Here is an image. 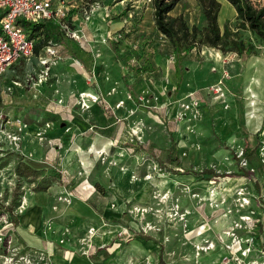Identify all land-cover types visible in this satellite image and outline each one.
<instances>
[{
	"label": "rangeland",
	"instance_id": "obj_1",
	"mask_svg": "<svg viewBox=\"0 0 264 264\" xmlns=\"http://www.w3.org/2000/svg\"><path fill=\"white\" fill-rule=\"evenodd\" d=\"M155 1L95 0L89 6L85 0H67L70 30L90 39L88 49L79 50L68 31L58 26L57 33L48 40L59 51L56 57L45 64L49 58L41 51L12 71L13 79L27 92L28 109L44 112L46 118L42 121H38L41 113L34 115L39 126H46L34 135L43 142L45 156L54 157L55 165L30 159L24 152L23 138L17 149L0 131V264H73L75 256L88 259L102 245L97 242L103 234L101 228L116 227L119 230L112 246L117 253H102L106 264H264V125L260 126L264 120V93L254 92L258 65L264 60V43L239 27L237 16L224 8L222 30L227 17L232 32L246 45H253V54L194 49L184 58V79L178 87L174 48L156 28ZM251 1L255 7L264 8V0ZM168 2L173 4L171 16H183L191 28L206 27L197 0ZM108 38L120 42V59L110 52ZM44 39L42 35L38 40ZM76 60L82 67L76 65ZM224 72L228 80L223 79ZM124 75H128L135 97L128 92ZM220 81L222 92L217 94L214 90ZM15 89L12 86L10 91L15 93ZM89 92L99 94L100 101L84 111L81 95L85 97ZM95 107L103 112L104 125L115 130L117 141L109 150L91 149L98 158L91 173L88 169L86 173L82 164L71 172L64 161L78 138H53L49 132L65 131L77 116L94 124L87 112ZM29 112L25 119L28 125ZM232 115L235 131L231 128ZM48 117L54 123L48 125ZM226 117L229 123L224 125L220 118ZM256 117L259 127L254 129L250 122ZM15 125L18 128L17 121ZM8 126V131H17ZM247 138L253 151L249 160L243 156ZM172 139L178 142L179 166L167 162ZM139 147L149 152H138ZM89 149V144L85 145L84 150ZM25 163L32 167L30 177L23 172L26 170L21 165ZM241 168L250 176L186 174L213 171L217 175H238ZM117 170L129 174L132 182H145L147 198L139 202L134 197H120L121 204L110 202L107 209L118 211L119 224L104 219L101 227L88 228L77 239L75 249L70 250L69 259L62 256L55 261L47 251L28 246L19 236V226H10V221H21L32 207L34 195L50 193L51 210L63 214L79 200L76 189L81 183L82 189L90 192L103 181L106 187L102 189L108 191ZM85 183L91 188H85ZM39 186L48 188L39 190ZM96 193L97 199L103 200V192ZM68 232L71 234V227ZM144 236L153 240L139 248L155 257L139 262L144 255H139L136 248ZM248 249L251 251L245 255Z\"/></svg>",
	"mask_w": 264,
	"mask_h": 264
},
{
	"label": "crops",
	"instance_id": "obj_2",
	"mask_svg": "<svg viewBox=\"0 0 264 264\" xmlns=\"http://www.w3.org/2000/svg\"><path fill=\"white\" fill-rule=\"evenodd\" d=\"M70 1V0H69ZM72 1V0H71ZM222 4V10L219 15V25L222 29V11L224 8H227V11L229 13H232L237 16L235 8L227 1V0H219ZM103 19L105 28L108 29V25L105 23L106 21V12L103 13ZM117 22V21H116ZM119 22V21H118ZM227 22V17L224 18V25ZM91 30L95 33V31L91 28ZM118 32V31H117ZM100 46V44H99ZM101 49H103V46H100ZM110 52L114 55V57L117 59V57L120 59L122 51L120 50L119 56L116 55V53L112 50L110 47ZM81 51L82 49L79 48ZM121 49V45H120ZM216 51V50H214ZM43 52L45 53V49H43ZM102 52V50H101ZM105 52V48L104 51ZM216 56L219 55V53H216ZM37 54H35L36 56ZM243 56V55H242ZM259 58V57H255ZM118 60V59H117ZM22 61H25L24 59L18 61L15 65H13L6 73L0 74V115H4L5 120L12 122V125H9L8 128L11 131H16L17 127L15 125L16 121L20 120L23 126H24V135H23V141H24V152L26 155L32 159V160H46L48 162L53 163L54 157L49 156L50 158H47L45 156V147L43 142L38 141V138L34 135V133L37 132V130H42L46 126H39L37 123V116L36 112L38 111L41 113V118L38 119V121H42L44 118V112L39 111V108H35L34 110L28 109L29 103H28V97L27 92L25 89H23L22 86H16L15 83L16 80L13 79L12 71L16 70L20 67H18ZM80 61V60H79ZM103 65V64H102ZM175 66V65H174ZM259 66L260 73L257 74L258 79L254 83V92L257 94L262 95L261 93H264V60L261 59V63ZM257 69V67H255ZM248 73H249V67H248ZM185 73V71H184ZM247 73V72H246ZM247 73V74H248ZM247 74H246V81H247ZM260 77V79H259ZM184 79V75H183ZM228 80V78H225ZM249 81V79H248ZM131 84V83H130ZM12 86H15V93L11 92L10 89ZM11 94V97L9 96ZM246 92V91H245ZM233 107V106H232ZM26 111V112H23ZM29 111L32 112V115H30L29 121H31V124H27L25 122L26 116ZM231 112L233 109L230 110ZM234 112V111H233ZM232 112V113H233ZM24 113V115H22ZM88 113V118L93 121L94 124H90L87 122L86 119L81 118L80 116L75 117V119L71 120V123L69 124V127L65 131H50L49 133L53 138L62 137L64 140L71 141L75 138H78L76 141H74L73 146V152L67 156V158L64 161V167L66 169H69L71 172H75L78 167L80 168V164H82V167L84 171L87 173L86 169L89 170V173L92 172L93 169L97 167V160L98 158L91 151V149H101L105 148L107 150L111 149L113 147V144L115 141H117L116 135L114 137V132L110 130V128L106 127L103 123V112L100 111L99 108L95 107ZM264 116V115H263ZM224 119V125H226L228 122L227 117L226 118H220ZM231 128L233 131H235L236 127L233 123V115L231 118ZM259 117H256L254 121L250 122L254 129L256 128V123L258 122ZM36 121V122H35ZM46 121L48 122V125L54 123L53 121L48 119ZM219 122V120H218ZM218 125V123H217ZM264 125L261 121V125ZM28 126V127H27ZM259 125H257V128ZM28 128V131H27ZM256 128V129H257ZM261 128V127H260ZM253 131L254 134L259 133V130ZM26 131V132H25ZM235 133V132H234ZM116 134V132H115ZM220 136L222 133L219 130ZM250 134V133H249ZM263 134V133H262ZM248 142V138L246 139ZM245 140V142H246ZM109 142L111 144L109 145ZM116 143V142H115ZM89 144L90 152L89 150H84L85 145ZM250 144V142H249ZM126 147H130V145H126ZM149 152V151H148ZM147 152V153H148ZM83 161H87V165L84 166ZM55 165V162L53 163ZM131 176L129 174H124L123 171L117 170L113 182L110 184L108 191H103L102 186L106 187V184L101 181L99 183L95 184V189L93 191H84L82 189V183L80 186L76 189V193L79 197V200H77L74 204V206L67 212L65 211L63 214L56 213L51 210V206L53 205L52 196L50 193L47 194H36L34 197H31L32 201V207L21 217L20 225H19V236L21 240L27 244L28 246L34 247L36 249H43L48 252V254L56 261L61 260L60 257L64 258H70L72 256V253L70 250H74L76 247V241L79 237L83 235L90 227L99 228L101 227L102 221L105 219L104 222L109 224H115L118 225L119 223L117 220L119 219L118 211L107 209V205L110 202L117 201L118 204H121L122 198H137V201L143 202L148 194V185L145 182L141 181H130ZM97 191V195H100V192H103V200L99 201V198L97 199V196L95 195V192ZM71 227V234L68 232V228ZM103 234L100 236L99 242L102 244L98 247L97 251L94 253L92 257H89L88 259H82L78 256H75L73 264H106L107 261L105 259H102L101 256L102 253L105 252V254H109L111 256L116 255L117 251L116 249H113L114 247L113 242L114 238L116 237V234L118 232V228L108 229V228H101ZM114 234L113 237H111L110 234ZM110 238V239H109ZM142 243L136 248V251L141 256L138 261L140 262L141 259L145 257H149L154 259V255H152L151 252L145 251V249H141L139 247H142L144 244H149L150 241L153 239L150 237H141L139 239ZM97 254V255H96ZM108 255V256H109Z\"/></svg>",
	"mask_w": 264,
	"mask_h": 264
},
{
	"label": "trees",
	"instance_id": "obj_3",
	"mask_svg": "<svg viewBox=\"0 0 264 264\" xmlns=\"http://www.w3.org/2000/svg\"><path fill=\"white\" fill-rule=\"evenodd\" d=\"M200 4L202 14L206 19L207 25L203 29H199L196 26L192 28L188 25L183 16L173 17L171 11L173 10V4L168 0H156L154 21L157 30L164 35L172 44L174 48L175 60V74L178 81L177 86H181L184 75V58L192 50H200L201 47L211 48L216 51L236 52L242 56L244 54L252 55L254 51L253 45H246L241 39H239L236 33H233L230 27L225 24L222 30L219 25V15L222 10V4L219 0H197ZM236 10L237 21L239 27L248 29L253 33L260 41L264 43V8H257L254 6L251 0H227ZM85 2L91 6L95 3V0H85ZM19 23L23 25L25 30L31 39L35 40V54H39L49 44L48 40L52 34L57 33L58 25L53 22H44L39 24H33L24 20H19ZM44 36V41H39L40 36ZM108 42L112 50L117 56L120 54V42L108 38ZM80 50V49H79ZM84 50V49H82ZM117 59H119L117 57ZM124 84L131 94L135 97V91L130 84L128 75L123 76ZM143 148V149H142ZM138 149V152L146 151L144 147ZM253 154L250 148L249 142L246 140L243 151L245 159L249 160ZM167 162L180 165V158L178 156V142L172 139L171 145L167 150ZM23 162L21 161L20 164ZM26 173L27 177L31 176L32 167L25 163L21 165ZM35 170V169H34ZM241 173L238 175H217L213 171H203L196 173L187 171V175H193L196 177H202L205 173H211L212 177H232L241 178V176H250L249 172L244 168H241ZM36 172V171H35ZM59 180L62 181V175L58 173ZM48 186H39V190H45ZM260 191V188H258ZM12 228L20 225L19 219H13L9 222Z\"/></svg>",
	"mask_w": 264,
	"mask_h": 264
},
{
	"label": "built area",
	"instance_id": "obj_4",
	"mask_svg": "<svg viewBox=\"0 0 264 264\" xmlns=\"http://www.w3.org/2000/svg\"><path fill=\"white\" fill-rule=\"evenodd\" d=\"M148 1L151 2L152 0ZM66 3L67 0H0V74L6 73L18 61L22 59L29 60L35 56V40L29 37L28 32L19 23V20L33 24L53 22L63 30L68 31L69 36L81 49H88L90 39L85 34L79 33V31L70 30L67 22ZM45 53L46 57L49 58L45 64H48L52 58L58 55L59 51L56 46L48 44L45 47ZM76 65L82 67L79 60H76ZM227 76L226 72L222 75L223 79ZM220 84L222 85V81L219 82V86L214 90L217 94L222 92ZM15 85L19 86L20 84L15 83ZM89 94L92 99L81 95V108L84 111H88L93 104H97L100 101L99 94L96 95L90 92ZM0 120L2 136L4 135L13 147L20 148L21 132L24 130L22 122L18 120L17 131L10 132L7 130V126L11 122L2 119L1 116ZM250 251L251 249H248L245 255Z\"/></svg>",
	"mask_w": 264,
	"mask_h": 264
},
{
	"label": "bare ground",
	"instance_id": "obj_5",
	"mask_svg": "<svg viewBox=\"0 0 264 264\" xmlns=\"http://www.w3.org/2000/svg\"><path fill=\"white\" fill-rule=\"evenodd\" d=\"M85 97H87V98H91L92 99V96L91 95H89V94H86V95H84ZM84 185H86L85 186V188H87V189H90L91 188V186H90V184H88V183H85ZM86 189V190H87ZM111 235V237H113V233L112 234H110ZM110 239V238H109Z\"/></svg>",
	"mask_w": 264,
	"mask_h": 264
}]
</instances>
